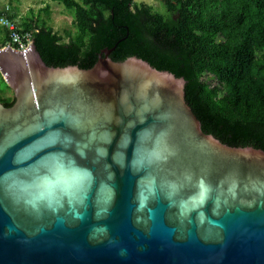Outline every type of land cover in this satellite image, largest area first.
<instances>
[{"label": "water", "instance_id": "obj_1", "mask_svg": "<svg viewBox=\"0 0 264 264\" xmlns=\"http://www.w3.org/2000/svg\"><path fill=\"white\" fill-rule=\"evenodd\" d=\"M0 47V264H264V150L202 130L147 61Z\"/></svg>", "mask_w": 264, "mask_h": 264}, {"label": "trees", "instance_id": "obj_2", "mask_svg": "<svg viewBox=\"0 0 264 264\" xmlns=\"http://www.w3.org/2000/svg\"><path fill=\"white\" fill-rule=\"evenodd\" d=\"M51 1L73 16L64 36L48 6L17 26L48 66L92 69L105 49L114 61L138 57L185 79L205 133L264 150V0H160L164 13L135 0ZM0 19L15 18L0 10ZM11 44V32L0 29V46ZM0 103L10 107L14 98L0 95Z\"/></svg>", "mask_w": 264, "mask_h": 264}, {"label": "rangeland", "instance_id": "obj_3", "mask_svg": "<svg viewBox=\"0 0 264 264\" xmlns=\"http://www.w3.org/2000/svg\"><path fill=\"white\" fill-rule=\"evenodd\" d=\"M135 2L137 4L151 5L157 12H165L160 0H135ZM46 6L50 7L51 10V26L57 33L64 36L66 30L72 29L73 16L65 9L63 4L51 0H0V10L6 11L10 16H13L15 18L13 23L20 27H22L25 19L31 18L32 15L36 17ZM0 29H4L1 19ZM65 40L68 41V39ZM8 46L5 47L7 48ZM0 95L1 97L14 98L13 90L10 89L1 71Z\"/></svg>", "mask_w": 264, "mask_h": 264}, {"label": "built area", "instance_id": "obj_4", "mask_svg": "<svg viewBox=\"0 0 264 264\" xmlns=\"http://www.w3.org/2000/svg\"><path fill=\"white\" fill-rule=\"evenodd\" d=\"M3 27L7 28L11 32L12 44L9 45L18 52H23L32 43L33 38L30 33H19L17 26L8 19H1ZM15 46V47H14Z\"/></svg>", "mask_w": 264, "mask_h": 264}]
</instances>
